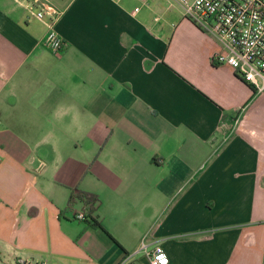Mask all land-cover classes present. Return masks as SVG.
Here are the masks:
<instances>
[{
	"label": "crops",
	"instance_id": "0c3cea01",
	"mask_svg": "<svg viewBox=\"0 0 264 264\" xmlns=\"http://www.w3.org/2000/svg\"><path fill=\"white\" fill-rule=\"evenodd\" d=\"M218 47L174 0H0V264H264V90Z\"/></svg>",
	"mask_w": 264,
	"mask_h": 264
},
{
	"label": "built area",
	"instance_id": "2783aa9c",
	"mask_svg": "<svg viewBox=\"0 0 264 264\" xmlns=\"http://www.w3.org/2000/svg\"><path fill=\"white\" fill-rule=\"evenodd\" d=\"M174 1L186 17L216 38L219 47L211 56L213 61L231 66L253 86L255 92L264 90V0ZM28 10L44 22L43 43L59 56L63 41L55 24L60 13L46 14L44 8L35 4H30ZM73 199L82 201V207L73 210V217L79 220L86 218L89 207L96 204V201L81 199L75 193ZM167 263L168 255L162 244L150 238L149 231H146L138 245L131 251L123 252L115 264Z\"/></svg>",
	"mask_w": 264,
	"mask_h": 264
},
{
	"label": "trees",
	"instance_id": "16d2710c",
	"mask_svg": "<svg viewBox=\"0 0 264 264\" xmlns=\"http://www.w3.org/2000/svg\"><path fill=\"white\" fill-rule=\"evenodd\" d=\"M75 195L78 196L81 199L84 198V200H87V199L89 200L90 199L89 201H91V202H94V201L98 202L99 201L97 196L95 194H93V193H90V192L78 190L77 193H75ZM85 196H89V198L85 199ZM73 198H74V193H70V196H69V199H68L69 200V204L74 200ZM94 209H95V206L89 207L87 216H86V218L83 219L85 221V226H93V227L100 226L101 227L102 226L101 222L98 219H96L95 216L92 215V212L94 211Z\"/></svg>",
	"mask_w": 264,
	"mask_h": 264
},
{
	"label": "rangeland",
	"instance_id": "374dc122",
	"mask_svg": "<svg viewBox=\"0 0 264 264\" xmlns=\"http://www.w3.org/2000/svg\"><path fill=\"white\" fill-rule=\"evenodd\" d=\"M163 246V245H162Z\"/></svg>",
	"mask_w": 264,
	"mask_h": 264
}]
</instances>
